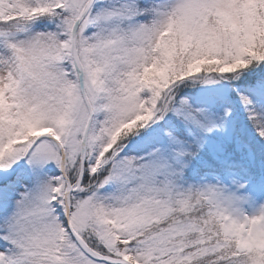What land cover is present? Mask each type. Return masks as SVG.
I'll list each match as a JSON object with an SVG mask.
<instances>
[{
    "label": "snow or ice",
    "instance_id": "6c2138e0",
    "mask_svg": "<svg viewBox=\"0 0 264 264\" xmlns=\"http://www.w3.org/2000/svg\"><path fill=\"white\" fill-rule=\"evenodd\" d=\"M0 264H264V0H0Z\"/></svg>",
    "mask_w": 264,
    "mask_h": 264
}]
</instances>
